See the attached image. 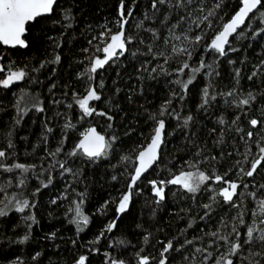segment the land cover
Listing matches in <instances>:
<instances>
[{
  "label": "snow or ice",
  "instance_id": "obj_1",
  "mask_svg": "<svg viewBox=\"0 0 264 264\" xmlns=\"http://www.w3.org/2000/svg\"><path fill=\"white\" fill-rule=\"evenodd\" d=\"M76 7L75 0H0V61L11 51L28 50L31 30L42 21L54 32L59 26L58 34L45 33L52 51L47 53L46 47L43 59L31 65L11 59L0 63V90L25 82L48 93L41 99V93L26 87L13 92L17 97L12 104L13 126L33 109L44 119L38 142L24 152L35 162H21L11 132L7 147L0 148V224L7 228L11 222L13 233L23 229L9 242L30 241L34 226L40 225L41 197L51 189L47 203L65 207L64 220L74 226L77 237L70 240L73 248L93 217L106 219L91 240L79 244L85 250L73 264H91L102 239L108 240L110 249L103 253V264H172L173 254L181 257L179 264H264V0H235V4L232 0H118L113 20L87 24V30L95 34L81 48L84 60L78 63L83 70L74 78L82 90L70 82L61 85L57 68L49 69L61 64L57 50L78 22ZM255 45L258 50L249 57L247 52ZM225 63L230 67L228 83L222 72ZM129 65L131 73L124 71ZM245 78L247 89L242 84ZM160 80L167 87L161 103L151 110L139 104L136 98L144 97L145 82ZM198 81L203 83L193 111L185 105L190 86ZM125 102L137 105L134 123H124L128 118ZM229 110L232 116L226 119ZM121 113V123L116 124ZM200 115L217 117L203 136L193 130ZM96 117L105 121L100 130L90 124L69 146L77 124ZM172 122L175 126L169 130ZM176 133L184 141L180 157L175 150H166L168 137ZM134 134L141 142L126 147L124 138ZM41 148L42 154L37 155ZM101 164L112 169V181H126L124 190L86 211L90 201L87 166ZM225 164L228 167L219 171L217 166ZM145 188L156 205L153 216L170 194L178 207L171 215L184 221V227L158 239L137 223L141 235L136 243L123 234L114 235ZM112 205L114 214L109 217ZM48 215L53 218L52 212ZM59 233V228L50 230L43 239H64ZM129 249L131 261L123 255ZM41 254L37 251L32 259ZM6 264L23 261L16 256Z\"/></svg>",
  "mask_w": 264,
  "mask_h": 264
},
{
  "label": "trees",
  "instance_id": "obj_2",
  "mask_svg": "<svg viewBox=\"0 0 264 264\" xmlns=\"http://www.w3.org/2000/svg\"><path fill=\"white\" fill-rule=\"evenodd\" d=\"M77 7L74 9V12L77 14V24L74 25V31L66 33V40L62 44L61 48L57 51L60 52L62 60L59 65H49V69L52 67L57 68L59 82L62 85L64 82L73 83L78 89L82 90L83 85L81 82L76 81L75 74L83 70V65L79 64L78 61L84 60V56L81 53V48L86 47L87 40L90 39L91 33L87 30V24H101L108 19L109 21L113 20L116 16V9L118 6V0H75ZM232 3L235 4V0H232ZM230 11V10H228ZM113 31H116V28H113ZM59 32V26H57L55 32L53 31L51 25L49 24L45 27V22H41L32 28L30 34L31 47L28 50L20 49L18 51H11L6 55L3 61L0 63L7 64L9 59L15 60L18 64H35L37 60L43 59L48 41L46 39L45 33L48 35H56ZM212 35V32H209V36ZM258 50V45H255L252 49H249L247 55L252 57L254 52ZM52 49L47 47V53H51ZM124 71L131 73L132 66H127ZM222 72L224 76V83H228V73L230 72V67L225 63L222 65ZM112 76L115 75V72L110 70ZM43 79V77H41ZM130 83H135V80L130 81ZM202 81L196 82V86L191 88L190 99L185 105L186 108H190L193 111L195 110V104L197 102L196 93L198 88L202 85ZM242 84L247 89L249 82L242 80ZM253 87L257 85L252 84ZM21 87L28 88L29 91L36 93H41V99L47 97L48 93L46 88H41L39 86L29 87L25 82H19L14 84L10 90H0V148H6L9 133L11 132V140L15 144L16 151L20 157L21 162H35L32 157H25V150L31 151L32 145L36 144L41 136L42 132V120L44 116L39 113H35L34 109L30 110L27 115L24 116L20 124L13 126L12 117L15 115V109L12 107V104L17 99L13 96V92H18ZM145 95L144 97H137L139 104H145L149 109H153L158 106L162 99L166 97L167 87L164 80L156 81H146L145 82ZM123 101V96L120 97ZM125 109H128V118L124 123L132 122V117L136 113V104L128 105L126 102L123 104ZM259 108V105H256ZM142 111V110H141ZM253 115L259 116L258 112H253ZM51 115V113H48ZM123 113L117 116L115 123L120 124ZM226 119H230L232 116L231 110L224 114ZM216 115H200L198 118L197 128L193 129L194 131H200V134L204 135V130L211 129L216 123ZM75 123V120L73 121ZM62 123V121H61ZM143 121H141V124ZM91 125H97V130H100L99 125L105 124L103 118H87L85 121L77 124L76 129L70 135L69 146L79 139V133L82 132L85 128ZM175 126V122H172L169 125V130ZM147 131V129H144ZM59 135V130L57 129V136ZM169 143L166 145L167 151L175 150L177 157L183 155L180 151V148L183 146L184 141L182 135L179 133L174 134L173 136L168 137ZM126 147H134L136 144L140 143V138L138 135H132L130 138H124ZM55 144V141H51ZM255 151V149H254ZM42 154V148L38 150L37 155ZM170 157H165L169 159ZM186 158V157H185ZM113 163H116L113 160ZM219 171L223 172L228 165L225 164L224 167L217 166ZM261 172L264 173V169H261ZM87 183L88 191L90 194V201L86 203V211H92L95 207L99 205L104 199H109L110 197L115 198L119 196V193L124 190L125 180L121 179L119 183L111 180V174H113L112 169L106 164H101L99 167L87 166ZM257 181L261 179L260 176L256 177ZM59 187V183H57ZM173 188L175 186H172ZM82 190V186L80 189ZM48 190L41 197V206L38 209V219L40 220L39 226H34V231L32 233V238L29 242L25 244L10 243L9 238L16 239L18 235L23 234V229L17 230V233H13L9 226L7 228L4 225L0 224V264H6L7 260L14 259L16 256H20L23 264H73L74 259L77 254L83 252L85 249L80 248L79 244L86 243L88 240H91L95 234L98 233L99 229L103 226V223L106 222V219L103 217H93V222L90 224L89 228L85 230L84 233H81L78 246L73 248V245L70 243L71 239H76L74 226L68 225L66 220H64L65 207H56L49 205L47 203L49 192ZM151 194L148 188H145L143 196L137 197L134 201L133 206L130 209V214L124 215L121 221L118 223V231L114 233L116 236H121L122 234L127 236L132 240L133 243H136L139 236L141 235L140 229L136 228V224H142L144 228L152 231L158 239H163L165 236L174 235L178 228L184 227V221H177L174 216L171 215L172 212L178 210V207L173 203L171 195L169 194L168 202L156 210L155 215L153 216V209L156 208L151 202ZM65 205L67 201L64 202ZM182 206V205H181ZM227 211V209H221L220 212ZM53 213V218H50L48 213ZM217 213V216L220 214ZM114 214V205L110 206L108 216L112 217ZM13 221L16 217L13 216ZM210 226H212L210 224ZM199 227H203L201 223ZM56 228L60 229V236H63L64 239H57L55 242L46 241L43 239V236L46 232L54 230ZM163 229V232H158V229ZM207 230V229H206ZM191 238V233L189 234ZM55 245H59L56 247ZM108 240L102 239L99 245L96 247L100 248L99 253L93 254L91 259V264H103L104 251H110L107 247ZM41 252V256L36 260H33V255L37 252ZM148 251H152L151 248H148ZM131 252L129 249L123 255L125 258L131 261ZM181 257L179 255H172V264H179Z\"/></svg>",
  "mask_w": 264,
  "mask_h": 264
}]
</instances>
